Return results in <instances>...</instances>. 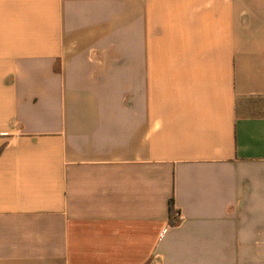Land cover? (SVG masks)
Returning <instances> with one entry per match:
<instances>
[{
	"label": "crops",
	"instance_id": "1",
	"mask_svg": "<svg viewBox=\"0 0 264 264\" xmlns=\"http://www.w3.org/2000/svg\"><path fill=\"white\" fill-rule=\"evenodd\" d=\"M0 264H264V0H0Z\"/></svg>",
	"mask_w": 264,
	"mask_h": 264
},
{
	"label": "trees",
	"instance_id": "2",
	"mask_svg": "<svg viewBox=\"0 0 264 264\" xmlns=\"http://www.w3.org/2000/svg\"><path fill=\"white\" fill-rule=\"evenodd\" d=\"M170 213H171V223L176 224L178 222V217L177 214L179 213V211H176L174 209V200L173 198L170 200Z\"/></svg>",
	"mask_w": 264,
	"mask_h": 264
},
{
	"label": "built area",
	"instance_id": "3",
	"mask_svg": "<svg viewBox=\"0 0 264 264\" xmlns=\"http://www.w3.org/2000/svg\"><path fill=\"white\" fill-rule=\"evenodd\" d=\"M177 217L180 218V214L179 213L177 214Z\"/></svg>",
	"mask_w": 264,
	"mask_h": 264
}]
</instances>
